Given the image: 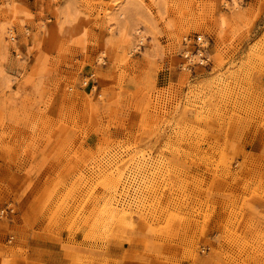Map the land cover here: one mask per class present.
<instances>
[{
	"label": "rangeland",
	"instance_id": "rangeland-1",
	"mask_svg": "<svg viewBox=\"0 0 264 264\" xmlns=\"http://www.w3.org/2000/svg\"><path fill=\"white\" fill-rule=\"evenodd\" d=\"M6 207L0 264H264V0H0Z\"/></svg>",
	"mask_w": 264,
	"mask_h": 264
},
{
	"label": "built area",
	"instance_id": "built-area-1",
	"mask_svg": "<svg viewBox=\"0 0 264 264\" xmlns=\"http://www.w3.org/2000/svg\"><path fill=\"white\" fill-rule=\"evenodd\" d=\"M188 44L195 48V52L193 51V54L188 51V49H184L183 51V58L187 61L190 62L191 56H197L198 59H201V61H198V63H204L208 60V53H207V44L204 43V40L200 39L199 36L194 35V36H189L186 39ZM200 51V53H198ZM14 213L13 208L6 207L0 211L1 216H5L6 218L8 215H12Z\"/></svg>",
	"mask_w": 264,
	"mask_h": 264
},
{
	"label": "bare ground",
	"instance_id": "bare-ground-1",
	"mask_svg": "<svg viewBox=\"0 0 264 264\" xmlns=\"http://www.w3.org/2000/svg\"><path fill=\"white\" fill-rule=\"evenodd\" d=\"M194 35H197V36H199V38L200 39H202V40H204V43L205 44H207V42L205 41V39H204V37L203 36H201V35H199V34H194ZM193 35V36H194ZM189 36L188 35H186V36H184L183 38H182V43H183V45H184V49L186 48V49H188V51L189 52H191L192 54H193V51L195 52V48H193L192 46H190V44H188L187 42V38H188ZM192 37V36H191ZM184 49H183V51H184ZM198 53H200V51L198 52ZM198 58V57H197ZM191 61V60H190ZM199 61H201V59H199ZM102 213V212H101Z\"/></svg>",
	"mask_w": 264,
	"mask_h": 264
}]
</instances>
